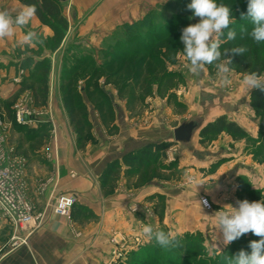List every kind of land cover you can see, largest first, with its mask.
I'll return each instance as SVG.
<instances>
[{"label": "rangeland", "instance_id": "1", "mask_svg": "<svg viewBox=\"0 0 264 264\" xmlns=\"http://www.w3.org/2000/svg\"><path fill=\"white\" fill-rule=\"evenodd\" d=\"M68 1L59 2L62 16ZM226 1L227 4H233L231 11H239L237 8L240 5L245 10L244 16L247 15L248 0ZM140 2L138 8L141 13L136 20L117 25L100 41L92 44L89 38L93 35L84 34L79 25L96 5L83 13L81 18H75L71 29L67 18L63 16L66 26L62 37L54 36L53 32L52 37L47 39L40 37L43 43L37 44V47L26 45L24 49L18 46L10 48L7 54L16 58L17 62H0V160L14 169L19 168L24 184V198L30 203L26 194L29 174L44 166H52L50 163L58 165V158H50L49 152L66 149L84 152L86 147L95 145L102 139L101 134L108 137L120 135V131H127L131 126L145 127L148 120L153 118L154 124L165 123L167 127L169 140L163 142L173 143L166 150L165 157L158 158L156 162L150 161L139 170H129L120 162L116 176L109 183L102 185L101 176L98 179L96 176L92 177V180L94 183L100 180L101 191L110 193L123 174L129 187L128 196L133 200L132 204H135V210L133 211L131 204L128 211L136 218L137 224L140 226L141 223L151 222L159 230L179 232L176 230L177 222L172 220L176 214H170L168 217L171 219H166L164 196L155 189L162 183H167L169 189L184 188L186 192L189 191L192 186L181 187L185 172L196 175L201 181L208 179L224 159L207 165L193 149H208L220 135H226L221 138L223 142L229 139L234 143H243L252 160L264 168V126L260 125L261 118L252 106L251 91L242 84L245 72L230 65L233 70L230 77L232 84L221 88L215 64L206 65L204 71L195 76L184 67L185 62L178 57L177 54L184 47L180 40L182 29L199 22V18L194 17L187 8L191 0ZM187 15L189 17L186 19ZM245 20L249 21L247 18ZM169 24L172 31L178 34L169 40H159V33L167 30ZM149 42L153 44L150 45ZM251 43V48L246 47L249 57H259L264 61V43L257 44L252 38ZM152 48H155L154 51ZM22 55L24 56L20 59ZM155 56L160 62L153 60ZM223 59L222 56L221 60ZM260 74L264 75V69ZM69 81L75 95L77 116L85 123L84 139L79 143L75 128L70 124L69 115L63 106V95ZM228 104L233 106L232 115L236 119L240 122L243 119L238 114L245 118L243 121L246 125L236 123L242 129L245 126L253 128L254 134H247L246 138H233L223 132L209 141L201 142L198 133L206 124V116L212 117L225 111ZM166 108L168 113L165 116ZM18 110L23 111L24 122L17 121ZM228 114L222 116L229 119ZM188 115L204 117L205 120L194 133L191 146L184 148L181 153L177 148L182 144L173 140L172 131L179 124L180 117ZM122 134L127 135L126 132ZM89 168L92 173L96 171L95 165H90ZM46 182L47 178L40 179L38 185L44 187ZM240 189L241 191L234 193L238 201L247 199L249 202H258L264 199V189L242 186ZM141 192L148 194L139 199ZM197 196L199 201L200 196L205 194ZM210 204L209 210L200 205L202 218L200 226L198 224L199 230L188 231L186 218L181 219L184 228L179 232L182 234L178 237L180 247L167 250L154 240L149 242L139 237L129 240L120 232L113 231L107 239L109 249L102 252V255L98 254L101 258L95 264H229L225 253L230 245L238 248L237 253L231 257H235L241 250L250 253V242L259 240L260 237L249 232L224 245L222 232L215 228L213 217L222 207L213 201ZM233 207H238V204ZM85 208L86 216L79 221H96V214L90 208ZM37 214L39 213L34 215ZM63 218L68 222L74 220L71 212L69 217ZM42 220L43 217L38 227ZM13 231L9 221L0 223V251L14 249L10 245Z\"/></svg>", "mask_w": 264, "mask_h": 264}, {"label": "crops", "instance_id": "2", "mask_svg": "<svg viewBox=\"0 0 264 264\" xmlns=\"http://www.w3.org/2000/svg\"><path fill=\"white\" fill-rule=\"evenodd\" d=\"M139 1L147 3V0H69L63 16L67 18L71 29L75 18H81L83 13L96 5L91 14L79 25V29L84 34L93 35L89 38L92 44L100 41L117 25L132 23L131 21L136 20L138 14L141 13V9L138 8ZM23 5L19 0H0V9L8 6L20 8ZM28 30L36 31L44 39L53 35L52 29L41 23L35 16L27 27L18 29L11 39L0 40V62L6 64L8 61L17 62L16 58L8 56L7 53L12 46H18L20 36L26 34ZM25 46L22 48L24 49ZM23 56L19 58L22 59ZM233 110V106L228 104L225 111L218 112L212 117L208 115L206 120L204 117H193V115L189 117L188 115L180 117L179 123L190 118H198L201 123L204 119L208 123L217 116L228 113L230 120L240 122L232 115ZM165 113L166 116L167 108ZM238 116L243 118L240 124L246 125L243 121L244 116L242 114ZM146 125L145 127L131 126L130 129L124 131L127 135L122 134L123 131L122 133L120 131V135L112 137L101 134L102 139L95 145L86 147L84 152L71 149L49 152L50 158H58V165L55 163L54 166L50 163L52 166H44L39 170H34L35 173L31 172L26 193L33 206L34 214L42 213L44 220L39 227L33 230L20 231V236L26 237V243L14 249H2L0 264H95L98 258H101L98 254L102 255V252L109 249L107 239L113 231L120 232L129 240L136 237L142 239L143 237L139 235L140 226L136 218L128 211L133 200L128 196L129 187L123 174L117 179L116 186L110 193L101 191L100 180L94 183L92 177L96 176L98 179L110 162L114 160L122 162V157L126 153L135 152L148 143L169 140L165 123L154 124L152 118ZM244 130L247 134H254L251 127L245 126ZM222 136L226 135H220L218 140L212 141L208 149L198 150L196 147L193 149V152L200 156L199 159L203 163L207 162V165L224 159L216 171L208 179L202 181L203 185L198 186L197 191L193 187H190L191 189L187 192L184 188L169 189L167 183H162L155 189L161 196H164L166 219H171L168 217L170 214H176L172 220L177 222L176 230L178 229L179 232L184 228V224L180 222L182 218H186L185 222H188V231L200 228L198 224L200 226L202 214L197 195L203 193L211 202L223 208L226 205H237L238 199L234 193L241 191L240 186L264 189L263 166L252 160L245 151L243 143H234L229 139L223 142ZM192 141L193 137L189 145H180L177 148L178 152L182 153L184 148L190 147ZM90 165H95L94 173L90 171ZM46 178L47 182L44 187L39 186L38 181L46 180ZM151 187L152 182L150 189ZM66 192L76 193L78 203L90 208L97 216L96 221L83 223L73 220L68 222L65 218L54 215L52 212L53 199L58 194ZM150 192L152 194V189ZM147 194L142 193L139 199Z\"/></svg>", "mask_w": 264, "mask_h": 264}, {"label": "clouds", "instance_id": "3", "mask_svg": "<svg viewBox=\"0 0 264 264\" xmlns=\"http://www.w3.org/2000/svg\"><path fill=\"white\" fill-rule=\"evenodd\" d=\"M187 8L192 11L199 22L189 24L182 29L180 40L184 47L178 57L185 63L188 71L199 76L206 65H213L217 69V77L221 88L232 84V59L228 54L244 55L247 52L245 46H234L225 48L221 52V46L236 38V30L231 27L235 19L231 15V8L228 5L217 3V0H191ZM37 14L35 4L23 5L20 8L8 6L0 9V40L11 39L18 29L27 27ZM247 18L251 25L249 35L257 44L264 43V0H248ZM226 31V39L225 37ZM246 31V29H241ZM43 43L36 31L28 30L18 40V46L35 47ZM222 56L224 57L221 60ZM242 84L248 90L260 89L264 91V75L259 72H245L242 77ZM203 182L194 174L185 172L181 187L192 186L196 191ZM255 187V186H254ZM201 205V202H199ZM207 205V201H202ZM238 207L226 205L217 211L213 216L215 228L223 235L224 245H228L246 233H253L260 237L259 240L250 242L251 252L241 250L235 257H229V264H264V199L261 201L249 202L247 199L237 201ZM133 211L135 204L131 205ZM149 215H151L149 213ZM141 235L147 241H155L161 248L171 250L180 247L179 236L182 234L170 230L165 232L159 230L151 223H141L139 229ZM218 252L219 249L215 246Z\"/></svg>", "mask_w": 264, "mask_h": 264}, {"label": "trees", "instance_id": "4", "mask_svg": "<svg viewBox=\"0 0 264 264\" xmlns=\"http://www.w3.org/2000/svg\"><path fill=\"white\" fill-rule=\"evenodd\" d=\"M25 5L27 4H35L37 6V14L36 16L39 20L48 25L54 32V36L56 35L58 38L63 36V28L65 29L66 21L61 14L59 2L56 0H21ZM226 0L217 1V3H222L228 5L231 9L233 4H227ZM237 10L231 11L232 17L235 19V24L231 27L236 30V38L233 41H228L221 46V51H224L225 48H231L234 46H245L251 48V37L249 35L252 25L250 21L245 20L244 12L242 6L239 5ZM242 10V12H241ZM189 15L185 16L187 19ZM60 25V26H59ZM246 29V31H241V29ZM159 40H169L176 36V34L172 31L171 25L169 24L167 30L159 33ZM182 34V32H181ZM226 39V31L225 37ZM247 39V40H246ZM150 45L153 43L149 42ZM255 46V45H254ZM147 47H149L147 45ZM151 48V47H150ZM156 48V47H155ZM155 48H152L154 51ZM151 49H149L150 51ZM122 58H125L124 54H121ZM228 56L232 59V66H235L237 70L243 72H261L264 69V61H262L259 57L250 58L249 51L244 53V55H232L228 54ZM154 61L160 62L159 59L155 56L153 57ZM64 87V83H62ZM45 93V92H44ZM75 95L72 90L71 82H68L66 92L63 95V106L67 110L69 115L70 124L75 128V132L77 135V142H83L84 139V126L85 123L79 119L76 112L75 105ZM250 100L252 106L256 114L260 116V125L264 126V91L260 89H252L250 92ZM227 133L233 138H246L248 137L247 133L242 129L236 122L230 119H226L224 116L220 115L216 117L213 121L206 123L199 130V138L201 142L209 141L221 133ZM172 142H152L143 146L141 149L136 152L126 153L122 157V162L129 168V170H139V168L147 166L150 161L156 162L158 158L165 157L166 150L172 146ZM83 146V143H81ZM81 146V147H82ZM120 167V162L118 160H114L110 162L101 175V182L103 184L109 183L115 176L116 171ZM85 207L82 205H77V202L73 205L71 209V216L74 220L79 221L81 217H85ZM226 251L225 259H229V257L234 256L237 253L238 248H234L230 245ZM146 264V263H142Z\"/></svg>", "mask_w": 264, "mask_h": 264}, {"label": "built area", "instance_id": "5", "mask_svg": "<svg viewBox=\"0 0 264 264\" xmlns=\"http://www.w3.org/2000/svg\"><path fill=\"white\" fill-rule=\"evenodd\" d=\"M16 119L19 123L24 122L23 111H17ZM1 127L2 118L0 116V129ZM18 170L19 168L14 169L0 160V223L9 221L13 226L14 231L10 242L12 248L26 243V237H21L20 231L35 229L42 218V214L34 215L33 206L24 198V184ZM77 200L78 196L74 192L57 195L52 205L53 214L59 217H69ZM204 200L208 202L207 205L202 203ZM199 202L204 209H211L210 201L206 196H200Z\"/></svg>", "mask_w": 264, "mask_h": 264}, {"label": "water", "instance_id": "6", "mask_svg": "<svg viewBox=\"0 0 264 264\" xmlns=\"http://www.w3.org/2000/svg\"><path fill=\"white\" fill-rule=\"evenodd\" d=\"M57 2H65L67 0H56ZM201 121L198 118H190L182 120L172 131L173 140L182 145H189L191 139L200 127Z\"/></svg>", "mask_w": 264, "mask_h": 264}]
</instances>
